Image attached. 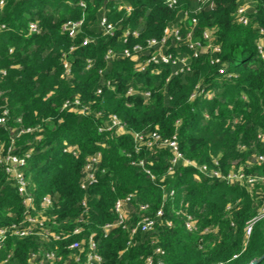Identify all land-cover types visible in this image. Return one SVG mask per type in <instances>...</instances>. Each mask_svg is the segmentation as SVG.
<instances>
[{
	"label": "trees",
	"instance_id": "16d2710c",
	"mask_svg": "<svg viewBox=\"0 0 264 264\" xmlns=\"http://www.w3.org/2000/svg\"><path fill=\"white\" fill-rule=\"evenodd\" d=\"M249 2V23L243 26L235 21L236 0H213L212 6L176 0L173 8L166 0H0V116L6 112L0 145L16 156L29 152L22 171L34 215L45 217L47 231L44 237L43 231L8 235L0 264H29L31 255L44 252L56 254L55 264H82L84 255L80 262L69 259L68 246L91 233L101 264H147V258L152 264H264V216L253 220L264 205V182L230 184L199 171L204 166L225 176L240 169L264 180V142L257 138L264 133V61L256 50L264 38L258 31L264 30V0ZM103 17L113 26L111 35L100 26ZM67 21H81L74 39L61 30ZM30 23L37 32L28 33ZM171 25L181 26L182 34L192 30L194 40L211 32L219 52L193 57L169 39L167 52L187 56L189 71L175 74L178 65L136 71L124 50L133 53L141 45L139 60L144 59L153 52L144 48L146 40L161 39ZM85 37L90 41L82 45ZM108 50L113 56L106 59ZM196 86L212 96L190 99ZM74 99L87 114L62 109ZM110 115L127 133L98 131ZM131 133L175 136L181 156L195 167L178 161L169 173V150L136 151ZM66 148L76 149V156ZM96 154L97 181L82 190L86 159ZM258 156L263 160L256 161ZM129 194L126 228L104 235L102 226L116 219L114 203ZM44 197L49 207L40 206ZM139 205H148L145 214L155 225L130 238L126 229L138 221ZM159 209L162 217L156 218ZM23 210L13 180L0 167V228L20 223ZM188 217L194 231L186 227ZM77 226L82 233L72 235Z\"/></svg>",
	"mask_w": 264,
	"mask_h": 264
},
{
	"label": "built area",
	"instance_id": "2783aa9c",
	"mask_svg": "<svg viewBox=\"0 0 264 264\" xmlns=\"http://www.w3.org/2000/svg\"><path fill=\"white\" fill-rule=\"evenodd\" d=\"M239 4L237 6L236 12L234 14L235 21L243 26H246L249 23L248 18V10L250 8L249 0H236ZM198 2L203 4H208L209 6L213 5V0H198ZM166 4L169 8H173L176 5V0H166ZM129 12L130 9L126 8ZM186 18V16H185ZM192 25H195L196 20L191 18ZM100 26L104 30L105 34H112L113 26L106 22V19L103 17L100 21ZM81 21H67L61 27V30L67 35L68 38L74 39L80 31ZM38 26L36 23H30L28 25V33L37 32ZM259 33L264 35V30L260 28ZM182 28L178 25H171L166 27L163 31V37L159 40L156 39H148L145 42V49H153V52L150 53L144 59L139 60V55L144 50L141 45H135L132 48V52L128 50H124V56L129 57L133 61H135L134 69L136 71H144L149 65H171L177 66L178 69L175 71L177 73H183L190 70L189 58L187 56H181L179 54L172 55L167 52L168 46L167 41L169 39H173L175 46L178 44H183L187 49L192 52L193 57H197L198 54L206 52L207 50H211L214 53L219 52V47L212 44L213 37L212 33L209 31L202 32L201 40H194L192 30H186L184 34H182ZM132 36L136 37L137 33L132 32ZM129 35V32L126 31L124 33V37ZM90 39L85 37L82 41V45H86ZM256 50L259 57L264 61V38H260L256 43ZM113 53L111 50H108L105 58L108 59L112 57ZM218 63V59H211L210 64ZM89 67V65H87ZM63 69L66 75L69 74V65L66 60H63ZM219 73H222V70H219ZM99 92V91H98ZM133 91L129 89L127 94H131ZM144 96H148V93H143ZM196 96H203L205 98H210L212 95L201 89L199 86H196L193 93L190 95V99L195 98ZM62 109H67L68 111L75 112L79 115L87 114V110L80 104L78 99H74L73 101H65L62 105ZM6 112L3 111L0 116V124H4V116ZM99 116V114H97ZM29 130H25L27 132ZM99 132L103 131H114L116 134L127 133L125 125L114 115L108 116L106 123L98 128ZM24 132V131H21ZM132 138L134 140V145L136 151L141 149L142 147H165L169 150L172 155L171 158V167L169 168V173H171V168L178 161H183L185 165L193 166L195 165L187 160H184L181 156L178 145L176 141V137L173 136L170 139H161L156 133H152L149 136H143L140 133H131ZM258 140L264 142V133H258ZM64 152L71 153L76 156L77 151L74 148H66ZM29 157V152L25 153L22 156H16L11 153L10 148L7 151H3V147L0 145V167L3 169L4 173L13 180L15 189L18 195L21 197V202L23 205V219L18 224H12L8 227L0 228V250L3 245L4 239L9 236H15L17 238H26L30 236L40 235L43 231L41 237L47 236L46 229L43 230L45 217L41 214H35V207L33 204V197L28 193L27 186L28 182L24 176L22 171L23 167L26 164V160ZM263 158L261 156L256 157V161L260 162ZM100 162V154L93 155L86 159V163L83 167V177L79 183V187L82 190H85L87 186L96 183L97 181V165ZM139 166H143V163L139 161ZM200 172L205 174L206 176H213L215 178H219L225 180L226 183H246V185H252L256 181H263V179L247 177L245 176L240 169L235 171H230L225 176H221L217 171H207L203 166L199 169ZM148 173L147 171H145ZM132 195H127L124 199H118L113 206V212L116 216V219L112 223H106L102 226V232L106 235L113 228L120 227L121 229H125V222L128 220L127 215V207L129 206L130 199ZM51 205V200L49 197H44L41 200V207L46 208ZM81 207L86 209V201L82 200L80 203ZM148 205H139L138 212H140V217L135 225L131 226V228H127L129 237H133L138 231L139 232H147L152 230L155 225L154 218L146 215ZM264 216V205L258 210V215L253 219L257 220ZM156 218L162 217V210L159 209L156 214ZM78 222H82V219L78 220ZM169 226L170 224L167 223ZM186 227L190 231H194V222L191 218L188 217L186 221ZM206 231V229H205ZM250 232V227H246L245 233L248 235ZM82 233V227L77 226L73 229L72 235H80ZM56 240L59 236H52ZM130 241H128V245ZM69 250L71 254L69 255V259L74 260L75 262L81 261V255H84L82 264H101V257L97 252V243L94 239V235L91 233L84 239H78L72 241L69 246ZM156 253H162L159 249H156ZM58 257L54 252H44L42 254H34L31 255L29 259V264H55L57 262ZM147 264H152V259L147 258ZM161 264V263H157Z\"/></svg>",
	"mask_w": 264,
	"mask_h": 264
},
{
	"label": "water",
	"instance_id": "95a60500",
	"mask_svg": "<svg viewBox=\"0 0 264 264\" xmlns=\"http://www.w3.org/2000/svg\"><path fill=\"white\" fill-rule=\"evenodd\" d=\"M256 263V260H253V261H251L250 263H248V264H255Z\"/></svg>",
	"mask_w": 264,
	"mask_h": 264
}]
</instances>
